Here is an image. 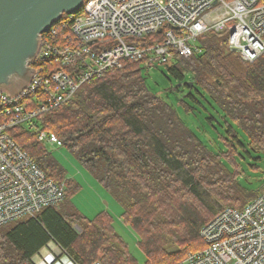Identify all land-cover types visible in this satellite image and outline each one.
Segmentation results:
<instances>
[{
  "label": "trees",
  "instance_id": "obj_1",
  "mask_svg": "<svg viewBox=\"0 0 264 264\" xmlns=\"http://www.w3.org/2000/svg\"><path fill=\"white\" fill-rule=\"evenodd\" d=\"M147 41L155 42V36ZM198 41L199 54L162 66L181 84L171 91H187L180 101L184 110L195 102L215 131L214 122L219 125L224 150L208 148L172 105L150 91L142 73L147 68L124 62L82 84L69 101L42 114L38 125L8 130L65 189L62 202L36 217L0 226V264H34L49 243L75 264H138L107 212L88 219L74 207L70 196L77 184L37 139L38 129L54 134L122 207L121 219L137 238L143 264H181L189 252L203 249L202 226L228 207L243 209L264 191V177L257 190L243 188L236 165L237 157L249 160L264 174V55L243 62L228 50L224 34L207 33Z\"/></svg>",
  "mask_w": 264,
  "mask_h": 264
},
{
  "label": "built area",
  "instance_id": "obj_2",
  "mask_svg": "<svg viewBox=\"0 0 264 264\" xmlns=\"http://www.w3.org/2000/svg\"><path fill=\"white\" fill-rule=\"evenodd\" d=\"M207 33L226 35L228 50L253 63L264 55V0H84L79 12L40 35L26 87L18 95L0 91V226L36 217L62 202L65 189L14 143L9 129L38 125L82 84L124 62L150 69L197 55ZM152 36L156 41L148 42ZM37 139L62 145L40 129ZM199 236L203 249L181 264H264V191L241 210L224 209Z\"/></svg>",
  "mask_w": 264,
  "mask_h": 264
},
{
  "label": "rangeland",
  "instance_id": "obj_3",
  "mask_svg": "<svg viewBox=\"0 0 264 264\" xmlns=\"http://www.w3.org/2000/svg\"><path fill=\"white\" fill-rule=\"evenodd\" d=\"M89 1L91 0H85V2ZM165 72L166 70L162 65H155L153 68L142 70V73L146 75V84L150 91L172 105L185 125L192 130L208 148L217 152L223 151L225 147L216 134V131L221 130L219 125L214 122L217 128L215 131L209 122L205 120L207 114L201 105L195 102L188 101L192 110L186 112L180 101L185 97L187 91H185V89L181 93L171 91V86H175L177 83L170 76H166L164 74ZM187 80L188 76H186V82ZM201 102L204 104L202 100ZM27 126L28 125H24L22 127L26 129ZM44 148L47 152L51 153L65 169L66 179L73 180L77 184V191L70 196V201L73 203L74 207L88 219H94L98 214L107 212L112 217L117 232L129 245L131 254L135 257L138 264H143L144 255L136 244L137 238L134 233L123 224L121 219L122 207L95 181L66 148L47 143L44 144ZM249 163V160L242 161L239 157L236 159V165L239 167V181L243 188L248 192H252L260 187V181L262 180L261 178L264 177V174L253 170L249 166ZM226 164L231 171L234 170V166L231 163L226 161ZM262 164L263 163H260L259 166ZM50 245L54 244L49 243L47 247H50V249L45 247L33 257L32 261L34 264L54 263L53 259L50 261L47 260V258L52 255L51 249H54L51 248L52 246Z\"/></svg>",
  "mask_w": 264,
  "mask_h": 264
},
{
  "label": "water",
  "instance_id": "obj_4",
  "mask_svg": "<svg viewBox=\"0 0 264 264\" xmlns=\"http://www.w3.org/2000/svg\"><path fill=\"white\" fill-rule=\"evenodd\" d=\"M84 0H0V91L12 77L32 69L29 63L38 54L40 35L46 33L64 15L80 11ZM160 33V31H159ZM189 87L191 82L186 83ZM180 87L181 84L176 85Z\"/></svg>",
  "mask_w": 264,
  "mask_h": 264
},
{
  "label": "flooded vegetation",
  "instance_id": "obj_5",
  "mask_svg": "<svg viewBox=\"0 0 264 264\" xmlns=\"http://www.w3.org/2000/svg\"><path fill=\"white\" fill-rule=\"evenodd\" d=\"M30 77H28V72H24L23 74H17V76L12 77L10 80V84L6 87V89H9L11 93H18L22 90V88H25L26 85L29 82Z\"/></svg>",
  "mask_w": 264,
  "mask_h": 264
},
{
  "label": "crops",
  "instance_id": "obj_6",
  "mask_svg": "<svg viewBox=\"0 0 264 264\" xmlns=\"http://www.w3.org/2000/svg\"><path fill=\"white\" fill-rule=\"evenodd\" d=\"M50 246H52L51 248H54V249H51L52 251L53 250H55V251L57 250V248L54 245H50ZM47 248L50 249V247H47Z\"/></svg>",
  "mask_w": 264,
  "mask_h": 264
}]
</instances>
